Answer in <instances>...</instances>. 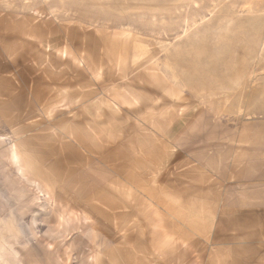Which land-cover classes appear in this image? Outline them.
I'll use <instances>...</instances> for the list:
<instances>
[{
  "label": "rangeland",
  "instance_id": "rangeland-1",
  "mask_svg": "<svg viewBox=\"0 0 264 264\" xmlns=\"http://www.w3.org/2000/svg\"><path fill=\"white\" fill-rule=\"evenodd\" d=\"M258 257L264 0H0V264Z\"/></svg>",
  "mask_w": 264,
  "mask_h": 264
},
{
  "label": "crops",
  "instance_id": "crops-1",
  "mask_svg": "<svg viewBox=\"0 0 264 264\" xmlns=\"http://www.w3.org/2000/svg\"><path fill=\"white\" fill-rule=\"evenodd\" d=\"M261 242V241H260ZM252 261H254V262H257V263H251V264H264V259H262L261 257H258V259L257 260H252ZM252 261H250V262H252Z\"/></svg>",
  "mask_w": 264,
  "mask_h": 264
}]
</instances>
